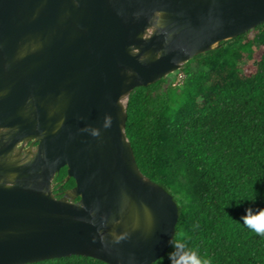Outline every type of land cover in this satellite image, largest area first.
Returning a JSON list of instances; mask_svg holds the SVG:
<instances>
[{
  "label": "water",
  "instance_id": "obj_1",
  "mask_svg": "<svg viewBox=\"0 0 264 264\" xmlns=\"http://www.w3.org/2000/svg\"><path fill=\"white\" fill-rule=\"evenodd\" d=\"M263 22L264 0H0V264L162 258L179 209L136 163L129 96Z\"/></svg>",
  "mask_w": 264,
  "mask_h": 264
},
{
  "label": "trees",
  "instance_id": "obj_2",
  "mask_svg": "<svg viewBox=\"0 0 264 264\" xmlns=\"http://www.w3.org/2000/svg\"><path fill=\"white\" fill-rule=\"evenodd\" d=\"M256 46L264 48V22L184 64L182 86L165 77L129 96L125 132L136 163L179 209L178 246L153 264H264V235L240 219L246 208L264 209V51L254 60ZM66 176L65 166L57 197L75 185ZM252 192L255 201L240 199ZM26 264L107 263L71 255Z\"/></svg>",
  "mask_w": 264,
  "mask_h": 264
},
{
  "label": "clouds",
  "instance_id": "obj_3",
  "mask_svg": "<svg viewBox=\"0 0 264 264\" xmlns=\"http://www.w3.org/2000/svg\"><path fill=\"white\" fill-rule=\"evenodd\" d=\"M241 200H249V201H255L256 199V193L252 192L248 194L247 196L240 197ZM251 209L246 208L245 214H243L240 219L243 220V222L250 227L254 232L264 235V209H260V211L256 215L250 214ZM170 243H173L174 246H178V241H170ZM170 259L172 254H169ZM195 264H209L208 259H200L195 261Z\"/></svg>",
  "mask_w": 264,
  "mask_h": 264
},
{
  "label": "rangeland",
  "instance_id": "obj_4",
  "mask_svg": "<svg viewBox=\"0 0 264 264\" xmlns=\"http://www.w3.org/2000/svg\"><path fill=\"white\" fill-rule=\"evenodd\" d=\"M251 36H252V34H251ZM254 49H255L254 60H258L260 58L262 52L264 51V48L256 46ZM183 67H184V65L181 67L180 70L175 71L174 73L167 76V80H168L170 85L176 86V87L182 86V84L185 80V73L182 71ZM252 71H253V62L248 61L246 63V66H245V72L249 74Z\"/></svg>",
  "mask_w": 264,
  "mask_h": 264
},
{
  "label": "flooded vegetation",
  "instance_id": "obj_5",
  "mask_svg": "<svg viewBox=\"0 0 264 264\" xmlns=\"http://www.w3.org/2000/svg\"><path fill=\"white\" fill-rule=\"evenodd\" d=\"M30 144V143H29ZM65 191V190H64ZM64 193V192H63Z\"/></svg>",
  "mask_w": 264,
  "mask_h": 264
}]
</instances>
